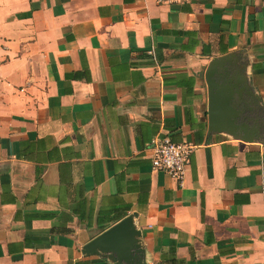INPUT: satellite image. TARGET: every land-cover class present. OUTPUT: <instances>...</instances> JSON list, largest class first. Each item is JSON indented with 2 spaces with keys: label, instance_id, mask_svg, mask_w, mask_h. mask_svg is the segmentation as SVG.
<instances>
[{
  "label": "crops",
  "instance_id": "obj_1",
  "mask_svg": "<svg viewBox=\"0 0 264 264\" xmlns=\"http://www.w3.org/2000/svg\"><path fill=\"white\" fill-rule=\"evenodd\" d=\"M229 57L249 143L207 129ZM153 138L194 146L180 184ZM263 187L264 0H0V264H124L83 253L123 219L138 264H264Z\"/></svg>",
  "mask_w": 264,
  "mask_h": 264
},
{
  "label": "water",
  "instance_id": "obj_2",
  "mask_svg": "<svg viewBox=\"0 0 264 264\" xmlns=\"http://www.w3.org/2000/svg\"><path fill=\"white\" fill-rule=\"evenodd\" d=\"M232 58L212 60L205 70L207 129L214 133H228L243 142L258 137L259 122L249 117L255 99L239 73L232 69ZM135 231L123 219L100 233L83 247V253L96 249L107 251L113 261L138 264V250L134 246Z\"/></svg>",
  "mask_w": 264,
  "mask_h": 264
},
{
  "label": "built area",
  "instance_id": "obj_3",
  "mask_svg": "<svg viewBox=\"0 0 264 264\" xmlns=\"http://www.w3.org/2000/svg\"><path fill=\"white\" fill-rule=\"evenodd\" d=\"M184 0H155L157 4L162 3H180ZM146 54L154 61L151 50ZM194 146L185 143H175L166 138H153L149 142V150L152 153L150 165L155 171H159L169 176L180 184L185 167L188 163V157ZM263 204H264V187L262 188ZM264 222V213H263Z\"/></svg>",
  "mask_w": 264,
  "mask_h": 264
},
{
  "label": "rangeland",
  "instance_id": "obj_4",
  "mask_svg": "<svg viewBox=\"0 0 264 264\" xmlns=\"http://www.w3.org/2000/svg\"><path fill=\"white\" fill-rule=\"evenodd\" d=\"M255 111H257V109ZM255 115H256V113H255Z\"/></svg>",
  "mask_w": 264,
  "mask_h": 264
}]
</instances>
